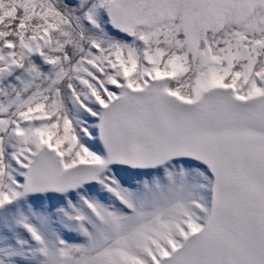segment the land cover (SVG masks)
I'll use <instances>...</instances> for the list:
<instances>
[{
    "label": "snow or ice",
    "instance_id": "6c2138e0",
    "mask_svg": "<svg viewBox=\"0 0 264 264\" xmlns=\"http://www.w3.org/2000/svg\"><path fill=\"white\" fill-rule=\"evenodd\" d=\"M0 264H264V0H0Z\"/></svg>",
    "mask_w": 264,
    "mask_h": 264
}]
</instances>
